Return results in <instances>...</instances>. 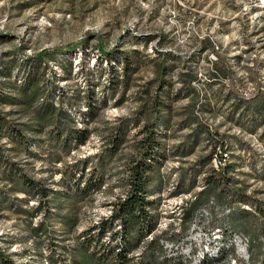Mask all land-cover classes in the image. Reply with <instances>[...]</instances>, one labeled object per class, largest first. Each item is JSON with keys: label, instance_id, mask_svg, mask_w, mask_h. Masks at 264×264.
Masks as SVG:
<instances>
[{"label": "rangeland", "instance_id": "obj_1", "mask_svg": "<svg viewBox=\"0 0 264 264\" xmlns=\"http://www.w3.org/2000/svg\"><path fill=\"white\" fill-rule=\"evenodd\" d=\"M68 46L76 48L43 63L34 57ZM36 74L38 103L63 107L70 125L85 129V143L52 139L58 122L26 129L39 127L37 102L21 98ZM0 75V113L9 122L0 161L58 197L27 199L0 181L8 202L23 209L0 207V248L15 263L47 264L50 255L70 264L74 238L125 195L150 127L161 141L149 185L157 257L163 264H264V0H0ZM12 129H24L31 145L18 147ZM84 162V180L102 183L88 194L77 192L78 174L61 172ZM226 163L225 179L213 181ZM215 202L231 205L232 214L222 216ZM204 203L211 222L194 230ZM41 222L39 235L33 228ZM233 233L247 237L244 254ZM139 261L136 252L129 264Z\"/></svg>", "mask_w": 264, "mask_h": 264}, {"label": "trees", "instance_id": "obj_2", "mask_svg": "<svg viewBox=\"0 0 264 264\" xmlns=\"http://www.w3.org/2000/svg\"><path fill=\"white\" fill-rule=\"evenodd\" d=\"M203 42L211 43L209 39H204ZM74 48L76 47L68 46L66 48L58 47L52 50L44 49L34 57L40 63H43L53 59L56 54L62 53L64 50H72ZM99 49L101 54H109V51L104 47ZM34 57L29 58L30 61L35 59ZM160 74H166L164 63L160 64ZM39 80L41 79L37 74L34 78L29 76L24 83V88H21V98L25 104L33 106L37 102L33 113L35 122L39 127H34L35 125L29 124L25 125L26 129L38 128L39 130H43L45 126L58 122L59 125H56V129L52 132V139L56 138V140L64 142V145L67 146L72 144V142L76 146L85 143L88 136L85 129H78L71 126L70 124L73 122V119L63 107L58 108L56 103L49 102L48 100L38 103V98L41 96L39 94ZM162 87L163 84L159 88L162 89ZM88 106L89 111L92 112L93 108L91 104ZM256 108L258 109L257 112L263 116L259 104H256ZM63 116L64 119H62ZM262 121L264 122V117ZM8 123L0 113V140L3 138V131L8 128ZM62 124H64L63 127ZM23 131L24 129H12L10 132L13 138L12 140L20 148L31 145L26 133ZM112 141L115 142L116 146L120 143L121 139L116 135ZM160 148L161 141L158 139V136L150 127H147V131L140 143V149L135 159L132 160L129 184L125 195L112 203V209L109 215L102 216L96 223L83 230L80 235L74 238L76 243L71 246L70 252L68 253L70 256V264H129L132 259V254L136 252H140V261L138 264H163L156 254V251L162 247L160 239L156 235L157 219L154 213L156 209L155 201L150 199L149 193L151 165L158 160ZM86 166L87 162H84L82 166L75 164L74 171L65 170L61 172L65 176L68 173L71 176L78 174V188L76 190L79 193L88 194L91 190L100 189L102 183L94 180H84ZM231 166L229 163H226L225 167L218 170L214 169L213 181L224 180L226 176L225 171L230 169ZM0 181H4L6 185L10 184L14 192L23 193L27 196V199L38 198L42 202L49 198L53 200L58 198L55 191H50L40 181L32 180L26 174L19 171L14 162L11 161H0ZM7 192L0 190V195L4 197L3 200H0V207L7 203L9 204L8 207L16 212L23 210L18 205L14 207L12 202H8L9 193ZM54 206L58 207V204ZM39 210L40 206L37 207L36 212ZM42 228L43 223L41 222L33 230L36 234L40 235ZM148 237L152 239L146 241ZM46 262L47 264H57L58 261L49 255ZM0 264L18 263H15L0 248Z\"/></svg>", "mask_w": 264, "mask_h": 264}, {"label": "built area", "instance_id": "obj_3", "mask_svg": "<svg viewBox=\"0 0 264 264\" xmlns=\"http://www.w3.org/2000/svg\"><path fill=\"white\" fill-rule=\"evenodd\" d=\"M219 150L215 152V158L217 159V162L223 160L224 158V149L218 148ZM210 199V198H209ZM215 206L218 207V212H223L225 209H231V205H224L222 207H219L217 202H215ZM211 222V215L209 213H206L205 210V203L202 204V210H200L197 214L195 219L193 220V229L194 230H203L208 223ZM240 236H243V239H247V237L244 235V233H241ZM248 258V255L247 257Z\"/></svg>", "mask_w": 264, "mask_h": 264}, {"label": "bare ground", "instance_id": "obj_4", "mask_svg": "<svg viewBox=\"0 0 264 264\" xmlns=\"http://www.w3.org/2000/svg\"><path fill=\"white\" fill-rule=\"evenodd\" d=\"M225 153V152H224ZM226 159V157H225ZM225 159L221 160L220 163H222V161H225ZM228 160V159H227ZM223 167V166H222ZM212 204L214 203V201H210ZM214 205V204H213ZM212 206V205H211ZM215 208V207H214ZM202 210V207L198 210V212ZM205 210H206V213H209L210 214V211L208 210L207 206L205 205ZM233 208L231 209H225L223 210V212L221 213L222 216L226 215L228 216L231 212H232ZM232 214V213H231ZM234 234V240H236V246H237V251L239 252V254L243 253L244 248L242 247V240L241 239V236L237 233H233ZM244 254V253H243Z\"/></svg>", "mask_w": 264, "mask_h": 264}, {"label": "crops", "instance_id": "obj_5", "mask_svg": "<svg viewBox=\"0 0 264 264\" xmlns=\"http://www.w3.org/2000/svg\"><path fill=\"white\" fill-rule=\"evenodd\" d=\"M261 121H262V120H261ZM263 124H264V122L262 121V122H261V125H263Z\"/></svg>", "mask_w": 264, "mask_h": 264}]
</instances>
